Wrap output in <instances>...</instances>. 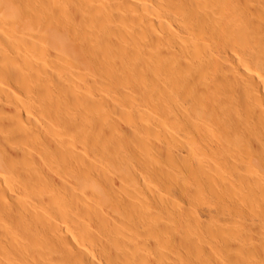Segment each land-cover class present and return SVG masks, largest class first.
Returning a JSON list of instances; mask_svg holds the SVG:
<instances>
[{"label":"bare ground","instance_id":"bare-ground-1","mask_svg":"<svg viewBox=\"0 0 264 264\" xmlns=\"http://www.w3.org/2000/svg\"><path fill=\"white\" fill-rule=\"evenodd\" d=\"M179 247L264 264V0H0V264Z\"/></svg>","mask_w":264,"mask_h":264},{"label":"rangeland","instance_id":"rangeland-1","mask_svg":"<svg viewBox=\"0 0 264 264\" xmlns=\"http://www.w3.org/2000/svg\"><path fill=\"white\" fill-rule=\"evenodd\" d=\"M221 200H222V202H221V206L222 207L223 206H227L229 208L230 207L232 208V205L234 204L235 198L232 197V196H230V195H228V196L225 195V196H222L221 197ZM204 201L205 202H203L202 204H200L197 207V210H196L197 211V213H196V215H197V222H198L200 231H202V226L207 225L208 221H211L212 220L213 215H214L215 211L217 210L216 208L218 207L216 201H214L213 199L206 198V200H204ZM244 211H245L244 218H246L247 217V211L245 209H244ZM183 216H184V218H185V220L187 222H191V223L193 222L192 216H190L188 214H185ZM179 249H180L179 250V256H180L182 262H184L186 264L187 261H188L190 264H197V263H195L196 261L194 260V256H191V255H189V253H186L187 252L186 249L184 250V248H181V247H179ZM184 251H186V252H184ZM186 254H188L190 257L189 256H186ZM217 254H219V253H217ZM220 254H222V253H220ZM220 254L218 256L221 259H223V261H225L226 260V258H225L226 256L224 257L223 254L222 255H220ZM224 258H225V260H224Z\"/></svg>","mask_w":264,"mask_h":264}]
</instances>
